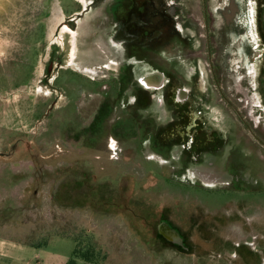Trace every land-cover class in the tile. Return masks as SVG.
I'll return each instance as SVG.
<instances>
[{
    "label": "rangeland",
    "instance_id": "374dc122",
    "mask_svg": "<svg viewBox=\"0 0 264 264\" xmlns=\"http://www.w3.org/2000/svg\"><path fill=\"white\" fill-rule=\"evenodd\" d=\"M85 1L0 0V245L75 248L91 264H253L255 254L264 264V0H248L252 60L233 24L228 37L218 14L212 22L210 82L240 115L220 94L204 102L195 52L180 43L162 48L180 54L181 73L145 54L166 77L147 104L134 78L149 66L121 68L110 0L74 19ZM189 8L203 23L202 0ZM179 87L190 92L185 110ZM195 125L214 143L203 135L190 149ZM218 135L228 141L216 152ZM163 221L189 250L159 235Z\"/></svg>",
    "mask_w": 264,
    "mask_h": 264
},
{
    "label": "flooded vegetation",
    "instance_id": "af4514ba",
    "mask_svg": "<svg viewBox=\"0 0 264 264\" xmlns=\"http://www.w3.org/2000/svg\"><path fill=\"white\" fill-rule=\"evenodd\" d=\"M89 1L90 3L86 7L80 3L82 8L75 11L74 14L81 13L79 16H84L88 11H90V9H92V6L95 3L101 0ZM108 1L109 0H106V2ZM110 2L111 3L108 9L115 28L111 40L120 54V59H122L124 56L125 59L123 60L126 61H124V63L121 65V68L127 70L130 73H136V71H134L135 64L141 62L149 66V69L144 72L147 73L146 75L139 76L138 78L134 76L136 77L134 79L137 80L142 89L145 90L143 93L145 94L144 96L148 98L147 104H150L153 98L156 97L155 91L163 89L166 86V77L164 74L165 72L161 70L160 67L155 68L150 62L145 61V54L151 51L157 53L159 57L169 60V62L171 61V64L172 62L174 63V65L172 64L173 73H181L180 65L178 68H176V65L182 63L180 54L177 52L170 54L171 51H169L168 59L164 57L167 55L164 54L163 49L165 48H162L164 46H171L170 49H173L172 46L176 47V45L180 43L188 46L190 52H195L193 56L196 58L191 59V62H193L192 65H194V75H192V78H194V80H198V83H201L200 92L206 100L204 102H209L210 98H213V101H215V98L217 97L216 94H220L221 99L223 98L226 100L228 107H231L240 115L238 107L235 105V103L225 97V95L222 93V89L216 84V82L213 81L215 83L214 85H212L210 82V77L213 80L216 73L212 53L214 37L211 35L213 34L211 32V27H214L212 22L214 21L215 23L214 19L217 17L216 14H218L219 18L221 17L222 21L224 22L223 27L225 29V34H227L229 37L228 29L233 24L234 28H232L235 30L233 35L239 37L242 36L241 38H238L240 40L239 42L242 47L249 46L247 50V56L250 58V60H252L256 54L253 51V45L257 37L255 7L253 4H249L248 0H216V5L214 8H212V6L210 7L208 5V0H202L204 6V21L203 23L199 24L197 15L195 13H191L189 8V0H110ZM195 6L198 7V4ZM198 24L202 26L204 32L199 30ZM198 42H200L199 46H206L209 63V68L207 69L202 66V60L197 59L199 48L196 46V44ZM176 51L178 50L176 49ZM122 73H124V71H122ZM207 73H210V75ZM248 73L251 72L249 71ZM189 93L190 92L187 87H179L177 89L175 100V106L177 110L187 109L186 99L189 96ZM140 96L143 95L138 94V97ZM167 96L168 98H165V102L168 105V103L172 101V98L171 94ZM223 110H225V108H223ZM185 117V114L181 116V113L178 111V119L182 118V120H180L181 122ZM203 135L207 140L206 142L211 144L214 143V141L209 139L210 136L208 137L207 133L204 132L200 125H195L192 133V142L189 146L190 149L197 146L196 140L199 138L200 141L204 140ZM216 141L218 143L215 145L217 147L215 151L219 152L221 148H223L222 151H224L226 146H224L223 143H227L228 136L223 135V139H220L218 135V137H216ZM212 148L213 145L209 147V150L211 151ZM203 151L204 150H200L199 152ZM183 238L185 246L188 249H185L177 244L173 245L187 251L189 250V247L186 245L185 236H183ZM242 256L243 253H240L239 257ZM242 258L244 259V257ZM253 264H261V258L259 255L255 254Z\"/></svg>",
    "mask_w": 264,
    "mask_h": 264
},
{
    "label": "crops",
    "instance_id": "0c3cea01",
    "mask_svg": "<svg viewBox=\"0 0 264 264\" xmlns=\"http://www.w3.org/2000/svg\"><path fill=\"white\" fill-rule=\"evenodd\" d=\"M74 251L75 248L8 243L0 245V264H91L75 256Z\"/></svg>",
    "mask_w": 264,
    "mask_h": 264
},
{
    "label": "water",
    "instance_id": "95a60500",
    "mask_svg": "<svg viewBox=\"0 0 264 264\" xmlns=\"http://www.w3.org/2000/svg\"><path fill=\"white\" fill-rule=\"evenodd\" d=\"M159 235H161L165 240L172 244H177L185 249H188L185 246L183 236L173 228L169 223L163 221L157 226Z\"/></svg>",
    "mask_w": 264,
    "mask_h": 264
},
{
    "label": "bare ground",
    "instance_id": "6f19581e",
    "mask_svg": "<svg viewBox=\"0 0 264 264\" xmlns=\"http://www.w3.org/2000/svg\"><path fill=\"white\" fill-rule=\"evenodd\" d=\"M85 1V0H84ZM87 1V2H86ZM85 3L88 5L90 3L89 0H86ZM79 2H82V1H79ZM85 5V4H84ZM86 5V6H87ZM81 13H77L76 16L74 17V19H76ZM78 19V18H77ZM65 23V22H64ZM113 64V63H112Z\"/></svg>",
    "mask_w": 264,
    "mask_h": 264
},
{
    "label": "trees",
    "instance_id": "16d2710c",
    "mask_svg": "<svg viewBox=\"0 0 264 264\" xmlns=\"http://www.w3.org/2000/svg\"><path fill=\"white\" fill-rule=\"evenodd\" d=\"M31 246H33V245H31ZM44 246H46V245H44ZM36 247H40V246H36ZM42 247V246H41ZM74 255L75 256H77V251H76V249H75V251H74ZM88 261V260H87Z\"/></svg>",
    "mask_w": 264,
    "mask_h": 264
}]
</instances>
